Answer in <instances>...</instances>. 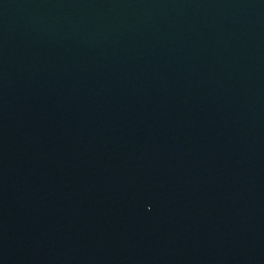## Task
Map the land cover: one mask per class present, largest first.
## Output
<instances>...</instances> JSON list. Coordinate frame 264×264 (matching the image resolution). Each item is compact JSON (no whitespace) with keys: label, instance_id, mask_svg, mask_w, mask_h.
Returning <instances> with one entry per match:
<instances>
[{"label":"water","instance_id":"95a60500","mask_svg":"<svg viewBox=\"0 0 264 264\" xmlns=\"http://www.w3.org/2000/svg\"><path fill=\"white\" fill-rule=\"evenodd\" d=\"M0 264H264V0H0Z\"/></svg>","mask_w":264,"mask_h":264}]
</instances>
